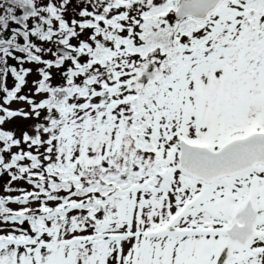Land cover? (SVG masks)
I'll use <instances>...</instances> for the list:
<instances>
[{
	"label": "snow or ice",
	"instance_id": "6c2138e0",
	"mask_svg": "<svg viewBox=\"0 0 264 264\" xmlns=\"http://www.w3.org/2000/svg\"><path fill=\"white\" fill-rule=\"evenodd\" d=\"M0 264H264V0H0Z\"/></svg>",
	"mask_w": 264,
	"mask_h": 264
}]
</instances>
